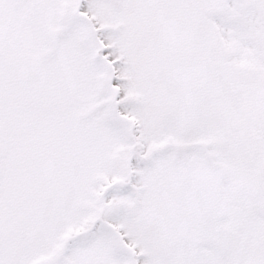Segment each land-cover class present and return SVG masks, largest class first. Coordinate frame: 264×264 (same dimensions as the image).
Listing matches in <instances>:
<instances>
[{
	"label": "snow or ice",
	"instance_id": "1",
	"mask_svg": "<svg viewBox=\"0 0 264 264\" xmlns=\"http://www.w3.org/2000/svg\"><path fill=\"white\" fill-rule=\"evenodd\" d=\"M0 264H264V0H0Z\"/></svg>",
	"mask_w": 264,
	"mask_h": 264
}]
</instances>
